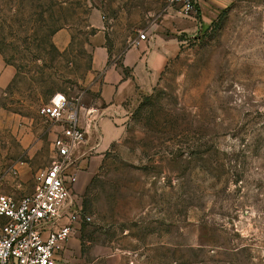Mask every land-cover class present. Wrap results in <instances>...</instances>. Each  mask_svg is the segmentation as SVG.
I'll return each mask as SVG.
<instances>
[{
    "label": "rangeland",
    "instance_id": "obj_1",
    "mask_svg": "<svg viewBox=\"0 0 264 264\" xmlns=\"http://www.w3.org/2000/svg\"><path fill=\"white\" fill-rule=\"evenodd\" d=\"M213 7L153 78L89 123L85 109L103 106L94 51L116 55L173 7L0 0V55L13 67L0 96V193H30L53 159L60 124L39 112L52 94L88 123L73 188L89 219L62 264H264V0Z\"/></svg>",
    "mask_w": 264,
    "mask_h": 264
},
{
    "label": "built area",
    "instance_id": "obj_2",
    "mask_svg": "<svg viewBox=\"0 0 264 264\" xmlns=\"http://www.w3.org/2000/svg\"><path fill=\"white\" fill-rule=\"evenodd\" d=\"M164 1L166 7L182 14L194 12L199 3V0ZM144 38V31L136 32V39ZM93 111H96L93 107L85 109L89 123ZM39 112L60 124L59 133L51 139L53 159L34 174L30 193L18 197L0 193V264H62L59 255L75 224L89 219L82 212L73 188L77 147L88 123H80L79 106L68 102L60 92L42 103Z\"/></svg>",
    "mask_w": 264,
    "mask_h": 264
},
{
    "label": "crops",
    "instance_id": "obj_3",
    "mask_svg": "<svg viewBox=\"0 0 264 264\" xmlns=\"http://www.w3.org/2000/svg\"><path fill=\"white\" fill-rule=\"evenodd\" d=\"M218 1L199 0L195 11L189 14L173 8L156 9L152 19L142 22L144 39H136V32L132 33L117 54L112 52L110 57L105 46L95 50L93 68L96 76L91 80L90 88L98 92V104L103 106L91 107L96 111H107L153 78L177 52L184 41L182 37L192 35L197 28L207 24ZM133 40L137 42L133 43ZM12 74L13 67L0 55V96Z\"/></svg>",
    "mask_w": 264,
    "mask_h": 264
}]
</instances>
